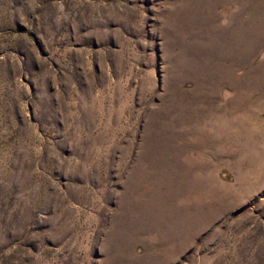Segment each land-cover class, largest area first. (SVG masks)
Listing matches in <instances>:
<instances>
[{"label":"rangeland","instance_id":"374dc122","mask_svg":"<svg viewBox=\"0 0 264 264\" xmlns=\"http://www.w3.org/2000/svg\"><path fill=\"white\" fill-rule=\"evenodd\" d=\"M0 264H264V0H0Z\"/></svg>","mask_w":264,"mask_h":264}]
</instances>
